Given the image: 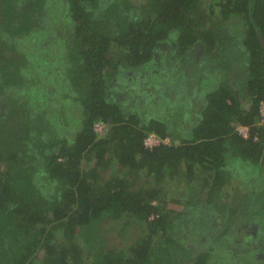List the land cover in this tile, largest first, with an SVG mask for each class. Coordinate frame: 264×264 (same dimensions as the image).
<instances>
[{
  "label": "trees",
  "instance_id": "trees-1",
  "mask_svg": "<svg viewBox=\"0 0 264 264\" xmlns=\"http://www.w3.org/2000/svg\"><path fill=\"white\" fill-rule=\"evenodd\" d=\"M61 2L0 0V264H86L79 234L90 264H219V227L251 206L235 261L264 264V0ZM234 179L247 202L219 207Z\"/></svg>",
  "mask_w": 264,
  "mask_h": 264
},
{
  "label": "rangeland",
  "instance_id": "rangeland-1",
  "mask_svg": "<svg viewBox=\"0 0 264 264\" xmlns=\"http://www.w3.org/2000/svg\"><path fill=\"white\" fill-rule=\"evenodd\" d=\"M129 1L133 4H135V6L137 7L138 5L143 4V2H145L146 0H129ZM67 2H69V0H62L61 3L63 4V6H66ZM62 26L66 27L67 25L62 24ZM237 53L238 54L236 55V58L241 55L239 52H237ZM132 73L133 72L127 73V74L130 75ZM191 81H194V80H192V78H191ZM137 83H139V82H137ZM139 84L142 85L141 89H145V88H143V86L148 85L146 83V81H142V80ZM39 85H41V83L37 82L36 87H38ZM262 172H264V164L259 168V176L264 174ZM239 184H240V180L234 179L231 182V186L226 185L224 187L222 193L219 196V201L221 202V206L219 205V207H227L228 206L232 210H234L235 207H243L244 206V204L248 200V197H247L248 192L251 193V191H252L251 190V183L246 184V186H239ZM171 188H175V189L168 191V193L166 195L167 199L170 201L176 199V200H180L181 202H183V200H186L187 194H189V200H196L197 199L196 194L200 191L201 186H200V182H198L194 187H191V188L188 186L186 187L183 183H180V184H176V185L171 186ZM258 190L261 191L258 193H263V194H258V193H255V194L252 193V194L253 195H256V194L259 195L258 199L264 198V191H262L261 189H258ZM207 191H208V189L203 193L205 194ZM261 201H264V199ZM241 202H243V205ZM202 206H203L202 204L196 205V206H192V205L186 206L184 204L173 205V207L177 211L183 210V211L188 212V213H194L195 211L200 210V208ZM169 207H170V205H169ZM250 208H251V210H254V208L252 206ZM244 210L245 209H239L238 210L240 215L238 216V214H235V217H237V220L233 219L234 222L230 226H229V224H230L229 218H232L233 216L227 217L226 218V227L227 228L226 227H219L220 230L218 231V232L221 231L220 234H224V235H222L223 237L221 238L220 241H216L217 240L216 239L214 242L211 243L214 247V253L217 252V254H218L217 257H218L219 264H234V261L237 258V255L239 254V253H237V246L239 248L240 245L245 244L244 242L249 241V240H247L246 236L243 239L240 234H237V230L240 227V224L241 223L244 224L245 219L248 220L247 224L253 225V223L255 222V221L252 222L253 220H255V218L250 216V215H252V211L249 209L250 211H248L247 213L246 212L244 213ZM261 210L264 212L263 207ZM256 218H258V217H256ZM236 221H238V222L240 221L239 226L237 228H235L234 230H232ZM260 222H262V224L258 226V230H254V232H253V235L255 237L253 238V240H251V243H250L251 249L250 250H252V252H254L255 255H258V257H259L258 259L264 260V238H262V239L259 238V236L264 237V233H262V230L264 228V220L263 221L261 220ZM232 240L234 242H232ZM235 240H238L240 242H235ZM78 243L82 247L83 251L85 252V254H84L85 255V261H86V264H88L90 262V260L93 258V253H94V250H95L97 244L99 243V239H96L95 237H90V236L87 237L84 234H79L78 235ZM246 246H248V244H246ZM215 247H217V248H215ZM240 252H242L240 254L244 255V251H240ZM248 255H250V254H248ZM230 261H231V263H230ZM36 264H39V263L36 262ZM214 264H218V263H214ZM236 264H239V263L236 262Z\"/></svg>",
  "mask_w": 264,
  "mask_h": 264
},
{
  "label": "built area",
  "instance_id": "built-area-1",
  "mask_svg": "<svg viewBox=\"0 0 264 264\" xmlns=\"http://www.w3.org/2000/svg\"><path fill=\"white\" fill-rule=\"evenodd\" d=\"M261 111V117L259 119L260 124H264V107L261 105L260 107ZM94 131L98 134H101L103 131V126L96 123L94 124ZM237 132L242 135L244 138L248 137V129L245 127H238ZM257 140V139H254ZM170 145V139L169 138H164V139H159L154 135H150L144 140V145L147 149H152L153 147L160 146V145Z\"/></svg>",
  "mask_w": 264,
  "mask_h": 264
},
{
  "label": "crops",
  "instance_id": "crops-1",
  "mask_svg": "<svg viewBox=\"0 0 264 264\" xmlns=\"http://www.w3.org/2000/svg\"><path fill=\"white\" fill-rule=\"evenodd\" d=\"M162 70V73H161V76L163 77V75H165V73H167V71H165L164 69H161ZM164 70V71H163ZM213 256H214V260H216V261H218V257L216 256V254L215 253H213ZM213 260V261H214ZM230 263H231V261H230ZM234 264H236V261H234Z\"/></svg>",
  "mask_w": 264,
  "mask_h": 264
},
{
  "label": "flooded vegetation",
  "instance_id": "flooded-vegetation-1",
  "mask_svg": "<svg viewBox=\"0 0 264 264\" xmlns=\"http://www.w3.org/2000/svg\"><path fill=\"white\" fill-rule=\"evenodd\" d=\"M198 55H199V53L196 52V56H198ZM147 91H149V89H147ZM127 99H128V96H127V93H126V95L124 96V100L126 101ZM175 123H178V122L175 121ZM262 233H264V228L262 230Z\"/></svg>",
  "mask_w": 264,
  "mask_h": 264
},
{
  "label": "clouds",
  "instance_id": "clouds-1",
  "mask_svg": "<svg viewBox=\"0 0 264 264\" xmlns=\"http://www.w3.org/2000/svg\"><path fill=\"white\" fill-rule=\"evenodd\" d=\"M170 142H171V144H172V141H170ZM171 144H170V145H171Z\"/></svg>",
  "mask_w": 264,
  "mask_h": 264
}]
</instances>
